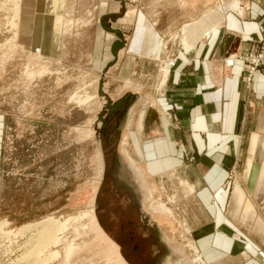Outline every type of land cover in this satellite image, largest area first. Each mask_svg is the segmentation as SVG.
Returning a JSON list of instances; mask_svg holds the SVG:
<instances>
[{"label":"rangeland","instance_id":"1","mask_svg":"<svg viewBox=\"0 0 264 264\" xmlns=\"http://www.w3.org/2000/svg\"><path fill=\"white\" fill-rule=\"evenodd\" d=\"M232 1L0 0V228L12 235L0 240V264L12 261L10 250L26 240L27 234L15 235L21 227L50 217L59 224V243L55 257L40 264H131L97 211L114 158L165 245L157 264L240 260L242 254L217 262L202 254L191 227V177L148 172L133 141L149 126V108H162L171 71L179 59H190L192 43L214 31L225 13L251 18L248 0H239L237 9L228 7ZM193 20L206 26L184 28ZM135 103L131 123L123 128L118 117L111 131V115ZM255 130L253 121L227 186L236 183L240 226L261 239L264 132L253 139ZM184 160L197 163L190 153ZM161 161L151 169L162 170ZM144 233L152 246L144 247L147 257L159 248Z\"/></svg>","mask_w":264,"mask_h":264},{"label":"crops","instance_id":"2","mask_svg":"<svg viewBox=\"0 0 264 264\" xmlns=\"http://www.w3.org/2000/svg\"><path fill=\"white\" fill-rule=\"evenodd\" d=\"M246 5L251 18L241 20L225 13L215 25L222 30L216 27L210 29V35L198 37L188 50L190 59L176 61L161 95L162 108H149V126H138L133 141L148 172L191 177V227L205 257L217 262L225 256L237 260L242 254L235 264H264V237L260 239L240 226L238 212L243 205L239 208L236 183L227 186L249 123L254 121L256 127L253 139L264 132L260 109L264 107V71H255L249 85L248 65L238 59L264 40V0H248ZM189 22L206 26L196 20L184 26ZM227 59L234 63L227 64ZM132 106L123 128L131 123L136 103ZM188 153L197 163L184 162ZM159 160L162 170H152ZM226 187H232L228 194Z\"/></svg>","mask_w":264,"mask_h":264},{"label":"flooded vegetation","instance_id":"3","mask_svg":"<svg viewBox=\"0 0 264 264\" xmlns=\"http://www.w3.org/2000/svg\"><path fill=\"white\" fill-rule=\"evenodd\" d=\"M121 110V109H120ZM120 110L109 121L108 128L115 130ZM119 161L114 158L111 169L106 171V181L110 183L106 192H100L97 197V211L102 226L113 234L120 243L123 254L131 264H157L165 246L154 225L147 222L141 210V203L135 196V190L118 172ZM104 180V183L106 182ZM107 185V184H105ZM139 218H135V217ZM140 220V221H139ZM144 231H149L152 245L159 248L151 256L145 255L147 238ZM130 244L132 246L130 247ZM145 247V248H144ZM152 247V246H151Z\"/></svg>","mask_w":264,"mask_h":264},{"label":"bare ground","instance_id":"4","mask_svg":"<svg viewBox=\"0 0 264 264\" xmlns=\"http://www.w3.org/2000/svg\"><path fill=\"white\" fill-rule=\"evenodd\" d=\"M103 3L106 4V2H103ZM228 7L237 9L238 7H240L239 6V0L232 1L228 5ZM220 9H221V7H220ZM186 26H187V24L184 26V28ZM194 27H195V25H194ZM188 32H190V31H188ZM209 33H210V29L205 31L204 36H207ZM198 35L199 36L201 35L200 32ZM167 71H168V67H166V69H165V74L167 73ZM160 209L162 210V212L170 213V208L167 207L166 205H161ZM0 225H3V224H0ZM58 231H59V224H57L56 220L51 218V217L43 219L42 221H38L35 223H29V224L21 227L15 235L18 236V235H24V234L26 235L27 234V238L23 242L18 243L17 245L15 244V246H13L14 248H12V249L10 248L11 249L10 254L15 255V258H13V260L10 261L8 264H40L43 261H47L50 258L55 257L56 254H55V252H52V247H54L55 245H57L59 243ZM10 236H12L10 233L1 231V228H0V240H2V239L3 240L4 239L10 240V238H11ZM16 241H18V240H16ZM9 247H11V246H9ZM17 252H20V254L16 255ZM45 252H50V253H49V255L45 256L43 254ZM116 253H117V250H116ZM118 255H119V253H118ZM183 263H184V261H183ZM220 264H222V263H220Z\"/></svg>","mask_w":264,"mask_h":264},{"label":"built area","instance_id":"5","mask_svg":"<svg viewBox=\"0 0 264 264\" xmlns=\"http://www.w3.org/2000/svg\"><path fill=\"white\" fill-rule=\"evenodd\" d=\"M238 59L248 65V69H249L248 84L250 85L251 75L255 71H259V70L264 71V40L257 49L245 52L244 54L240 55ZM226 63L232 65L234 61H230L229 59H227Z\"/></svg>","mask_w":264,"mask_h":264},{"label":"water","instance_id":"6","mask_svg":"<svg viewBox=\"0 0 264 264\" xmlns=\"http://www.w3.org/2000/svg\"><path fill=\"white\" fill-rule=\"evenodd\" d=\"M130 107H131V105L128 104L123 109L120 110L119 118L122 120L121 122H123L125 120Z\"/></svg>","mask_w":264,"mask_h":264}]
</instances>
